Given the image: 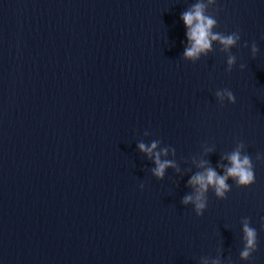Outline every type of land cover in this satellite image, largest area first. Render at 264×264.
<instances>
[{
  "label": "water",
  "instance_id": "obj_1",
  "mask_svg": "<svg viewBox=\"0 0 264 264\" xmlns=\"http://www.w3.org/2000/svg\"><path fill=\"white\" fill-rule=\"evenodd\" d=\"M198 2L241 38L193 61ZM153 141L175 164L162 179L138 148ZM241 144L255 182L209 188L197 216L189 178L223 175ZM213 261L264 264V0H0V264Z\"/></svg>",
  "mask_w": 264,
  "mask_h": 264
},
{
  "label": "clouds",
  "instance_id": "obj_2",
  "mask_svg": "<svg viewBox=\"0 0 264 264\" xmlns=\"http://www.w3.org/2000/svg\"><path fill=\"white\" fill-rule=\"evenodd\" d=\"M213 2L215 0H208L209 4ZM206 8V4L198 2L192 6L191 10L181 14V19L187 29L186 36L190 42V46L185 48L183 55L185 58L193 61L197 60L201 54L207 55L212 50L213 41L219 42L223 46V51H229L241 38L238 31L227 35L214 32L213 29L217 26V20L213 16L205 14ZM245 46H247V42H245ZM257 52L258 47L253 42V56ZM235 63L236 56L229 55L226 70L231 72ZM240 67L243 69L245 65L241 64ZM215 95L221 100L226 96L229 103L236 102V97L228 88L217 90ZM145 134L148 133L146 132ZM158 143L159 141H153L150 145H146L140 142L138 148L154 160L156 167L151 169V171L154 176L162 179L165 174V169L175 167V164L171 160H161V155H167L168 149L161 148L159 151H156ZM242 147V144L239 145L236 150L226 157L231 166L218 165L225 169L223 175L218 174L214 168L207 167L204 171L197 172L189 178L187 183L194 189V192L191 195H185L182 203L185 205L189 203L194 204L197 216L202 215V210L207 206V193L209 188L213 190L216 197L225 199L226 193L230 190V186L227 183L229 177L236 181L237 186L247 187L255 182L252 159L247 154L242 155L240 151ZM257 159H259V154L257 155ZM140 187L143 188L144 185L141 184ZM243 231L245 233L246 245L240 255L242 258L248 259L251 252L257 249V231L249 227L247 223L244 224ZM213 264H219V262L213 261Z\"/></svg>",
  "mask_w": 264,
  "mask_h": 264
}]
</instances>
